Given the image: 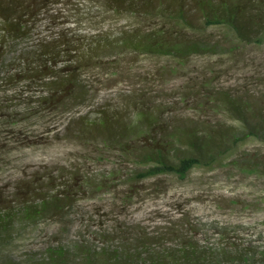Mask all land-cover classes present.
I'll list each match as a JSON object with an SVG mask.
<instances>
[{
    "label": "trees",
    "instance_id": "1",
    "mask_svg": "<svg viewBox=\"0 0 264 264\" xmlns=\"http://www.w3.org/2000/svg\"><path fill=\"white\" fill-rule=\"evenodd\" d=\"M214 25L227 28L237 42H260L264 0H0V116L15 124L16 114L28 119L70 112L87 104L99 89L131 74L135 56L167 58L179 66L191 55L213 53L219 44L207 40L204 31ZM204 100L239 121L243 135L259 133V123L250 121L246 105L228 92L219 91L214 98L206 93ZM90 113L97 115L90 118ZM72 122L80 136L94 137L143 165L132 174L139 180L160 175L183 179L191 169L213 164L242 137L221 127L199 132L178 126L158 132L156 112L143 107L130 124L106 104ZM33 182L22 185L11 199L0 196V264H252L257 260L237 246L219 245L215 251L195 241L165 244L145 234L113 242L106 231L95 232L100 243L54 236L42 249L14 255L9 249L26 227L48 217L60 221L66 217L78 185L101 189L107 183L87 177L76 182L72 175L62 182L49 175L43 184ZM257 261L264 264V253Z\"/></svg>",
    "mask_w": 264,
    "mask_h": 264
},
{
    "label": "rangeland",
    "instance_id": "2",
    "mask_svg": "<svg viewBox=\"0 0 264 264\" xmlns=\"http://www.w3.org/2000/svg\"><path fill=\"white\" fill-rule=\"evenodd\" d=\"M204 35L219 44L213 53L191 55L179 66L167 58L135 56L131 74L99 89L87 104L70 112L28 119L16 114L15 124L0 116V196L11 199L25 183L43 184L48 175L58 182L71 175L76 182L86 177L107 181L101 189L78 185L66 217L61 221L48 217L26 227L11 253L42 249L54 236L100 243L95 232L106 231L113 242L145 234L165 244L190 240L215 251L219 245L237 246L249 250L250 258L260 259L264 253V39L237 42L220 25L207 27ZM219 91L246 105L250 121L259 123L257 135H243L239 121L204 100L206 93L214 98ZM105 104L129 124L141 107L155 111L158 132L178 126L199 132L221 127L242 137L213 164L195 167L183 179L174 175L134 179L132 174L143 165L94 137L80 136L72 122ZM257 260L252 264H260Z\"/></svg>",
    "mask_w": 264,
    "mask_h": 264
}]
</instances>
